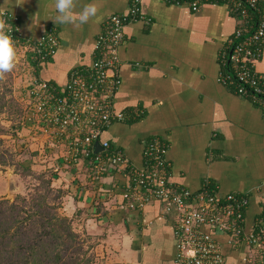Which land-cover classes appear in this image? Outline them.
I'll use <instances>...</instances> for the list:
<instances>
[{"label": "crops", "instance_id": "obj_1", "mask_svg": "<svg viewBox=\"0 0 264 264\" xmlns=\"http://www.w3.org/2000/svg\"><path fill=\"white\" fill-rule=\"evenodd\" d=\"M91 2L80 0L77 11ZM96 2L97 17L80 28L53 22L55 0H0V13L18 15L26 38L37 40L48 30L54 31L58 51L40 75L63 85L74 67L92 62L95 38L107 19L127 12L132 0ZM141 6L150 20L125 28L119 48L122 83L115 106L128 114L142 110L143 115L114 122L103 135L123 148L137 166L144 164V150L152 137L165 140L173 183L198 191L208 179L224 193L247 192L250 226L264 216V110L238 95L234 85L219 81L229 40L240 20L224 0L204 4L197 11L164 0H142ZM255 66L264 73V53ZM52 152L61 158V149L54 147ZM55 170L67 174L65 179L73 177L77 189L73 195L84 208L81 222L86 229L104 231L105 236L108 227L119 226L124 248L136 253L137 261L153 246L156 258L150 264H174L175 247L169 250L172 240H168L171 220L162 204L153 201L141 213L124 208L128 170H109L96 183L84 166L68 169L59 164ZM68 209L71 215L75 213L72 203ZM140 235L142 243L136 250L133 243ZM219 238L224 264H248L249 247L229 245L225 235Z\"/></svg>", "mask_w": 264, "mask_h": 264}, {"label": "built area", "instance_id": "obj_2", "mask_svg": "<svg viewBox=\"0 0 264 264\" xmlns=\"http://www.w3.org/2000/svg\"><path fill=\"white\" fill-rule=\"evenodd\" d=\"M173 5H187L193 11L219 0H164ZM240 20L229 42L231 50L224 56L230 69L220 72L219 81L235 86L238 95L252 99L264 110V73L255 63L264 53V1L224 0ZM142 0H132L127 12L111 15L105 29L95 38L90 64L74 67L63 85L34 77L28 84L24 123L36 130L51 147L61 149L64 165L87 168L93 183L109 170L129 171L122 193L126 210H143L153 201L162 204L169 216L176 239V264H224L220 235L229 245H246L251 253L248 264H264V216L247 226L246 210L250 195L222 192L217 184L206 180L202 188L192 191L171 180L168 143L152 137L144 150V164L131 162L123 148L115 146L104 133L114 122L128 121L143 115L139 110L128 114L115 106L121 87L119 48L129 23L145 20ZM0 18L10 26L9 34L19 46L30 49L31 60L45 62L55 56L59 39L48 30L37 40L23 36L20 17L1 12ZM99 140L102 151L96 152Z\"/></svg>", "mask_w": 264, "mask_h": 264}, {"label": "rangeland", "instance_id": "obj_3", "mask_svg": "<svg viewBox=\"0 0 264 264\" xmlns=\"http://www.w3.org/2000/svg\"><path fill=\"white\" fill-rule=\"evenodd\" d=\"M17 47L19 58L15 69L0 80V200L7 198L13 201L17 194L30 199L36 193V186L43 184V179L37 176L42 174L47 180L51 175V198L57 197L55 202L62 205L59 206V213L70 216L73 229L86 241L84 248L88 250V255L94 254L92 264H142L141 259L137 261L136 253L124 248L119 226L108 227L105 236L104 231L91 232L83 226L84 208L79 207L74 198L73 191L77 190L73 187L74 179H65L67 174L55 170L57 165L63 166L65 163L60 157L52 155L54 147L45 145V139L37 135L36 130L26 128V133L18 126L22 124L20 114L27 104L28 84L35 76L30 49ZM21 163L29 165L31 170L23 171ZM67 168L73 169L69 165ZM11 181L19 185V190H12ZM66 189L71 191L67 195ZM59 190H62L61 195ZM69 203L75 206L72 215L68 209Z\"/></svg>", "mask_w": 264, "mask_h": 264}, {"label": "trees", "instance_id": "obj_4", "mask_svg": "<svg viewBox=\"0 0 264 264\" xmlns=\"http://www.w3.org/2000/svg\"><path fill=\"white\" fill-rule=\"evenodd\" d=\"M231 46L229 45L227 52L231 50ZM50 60L51 58L42 63L32 61L35 77L52 80L40 75L43 66ZM223 64L225 70L230 69L228 64ZM20 116L22 124L18 126L22 132L27 133L24 110ZM20 165L23 171L31 170L29 165ZM44 177L42 174L37 176L43 179V184L36 186V193L30 199L17 194L13 201L7 198L0 200V264H92L94 254L88 255V250L84 248L86 241L73 229L70 216L59 213V206L62 205L55 202L57 197L51 198V175L47 180ZM58 192L61 195L62 190ZM68 193L66 189L65 195ZM141 211L136 210L139 213ZM168 223L171 226L168 240H172V243L169 241V250L173 251L175 247L173 263L176 264L174 228L171 221ZM141 237L135 236L136 243H133V247L136 250L140 249ZM155 258L154 248L151 246V249L142 252L141 262L150 264Z\"/></svg>", "mask_w": 264, "mask_h": 264}, {"label": "clouds", "instance_id": "obj_5", "mask_svg": "<svg viewBox=\"0 0 264 264\" xmlns=\"http://www.w3.org/2000/svg\"><path fill=\"white\" fill-rule=\"evenodd\" d=\"M80 0H55L54 7L57 12L53 22L59 25H71L80 28L97 17L99 5L96 0L84 4L79 11L77 7ZM10 26L0 18V80L6 78L17 64L19 49L16 41L9 34Z\"/></svg>", "mask_w": 264, "mask_h": 264}, {"label": "water", "instance_id": "obj_6", "mask_svg": "<svg viewBox=\"0 0 264 264\" xmlns=\"http://www.w3.org/2000/svg\"><path fill=\"white\" fill-rule=\"evenodd\" d=\"M95 148H96V152L102 151L103 147L101 146L99 140L95 142ZM10 184H11L12 190H19L20 187L17 183H15V181H11Z\"/></svg>", "mask_w": 264, "mask_h": 264}]
</instances>
